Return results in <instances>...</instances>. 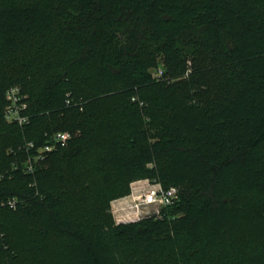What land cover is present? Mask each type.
Instances as JSON below:
<instances>
[{
    "label": "trees",
    "instance_id": "1",
    "mask_svg": "<svg viewBox=\"0 0 264 264\" xmlns=\"http://www.w3.org/2000/svg\"><path fill=\"white\" fill-rule=\"evenodd\" d=\"M26 1L0 0V120L6 91L19 86L30 121L7 123L1 136L73 137L34 175L13 171L27 157L21 143L4 155L0 202L19 205L0 207V264H61L55 251L62 264H122L117 249L171 243L185 262L238 250L246 264H264V0ZM39 45L46 76L26 97L31 77L9 70ZM160 59L167 79L151 72ZM90 149L115 198L151 178L176 187L178 200L128 224L90 220L49 165Z\"/></svg>",
    "mask_w": 264,
    "mask_h": 264
},
{
    "label": "rangeland",
    "instance_id": "2",
    "mask_svg": "<svg viewBox=\"0 0 264 264\" xmlns=\"http://www.w3.org/2000/svg\"><path fill=\"white\" fill-rule=\"evenodd\" d=\"M22 2L27 3L26 0H22ZM57 47L59 48V46ZM46 51L48 52L45 46L39 45L36 50L27 54V60L25 62L10 66V74L17 77L24 75H29L31 77V84L26 90V97L29 95L34 96L37 93L36 91L39 88V84L45 79L46 74L43 71H38L39 65L41 66L38 58L40 56H45L47 54ZM159 69L166 71L162 59L159 60L158 66L151 71L153 76H156V71ZM5 74V70H3V72L0 73V77L5 76ZM161 79H167L166 75ZM0 107L2 108L1 104ZM5 121L7 120L5 119ZM7 123L10 124L9 121L5 123L0 120V164L3 166L5 165L3 157L14 144L21 143L17 145V148L24 147L34 137L32 131H26L22 132L21 135L17 137L18 139L4 140L1 133L8 128L9 125ZM94 159L95 151L92 149L87 150L85 153L72 160L64 159L61 154L52 157L49 163L52 167L54 178L52 183L57 186V179L59 176H62L66 185L70 188L71 192H73L80 212L94 222L104 225L106 228H110L112 223L115 225L132 223V221H130L131 214L136 210L126 205V197L131 194V186L130 193L127 196L115 198L113 192L107 191L102 184H100V175H98L92 167ZM148 180L152 183L157 182V180L151 178H148ZM27 181L30 185L33 184L32 181ZM135 202L141 203L142 198L137 196ZM162 209L161 207H151L146 212L151 215L155 214L159 216ZM12 245L19 250L21 255H24V246L19 244L16 240L12 241ZM181 248V244L171 243L158 253L117 249V256L122 264H246V259L240 255L238 250H230L227 253L206 250L203 252L200 259L193 262H185L178 256V251ZM43 251L45 255L50 254L45 248ZM61 256V253L56 251L53 252L54 260L62 264L64 258Z\"/></svg>",
    "mask_w": 264,
    "mask_h": 264
},
{
    "label": "built area",
    "instance_id": "3",
    "mask_svg": "<svg viewBox=\"0 0 264 264\" xmlns=\"http://www.w3.org/2000/svg\"><path fill=\"white\" fill-rule=\"evenodd\" d=\"M165 72L162 69L156 71V77L163 78ZM6 108L4 117L11 124H16L21 127L29 123L30 118L26 114L28 105L21 87L14 86L9 88L5 94ZM72 134L70 132H57L48 135L46 142L43 145H37L34 142L26 144L20 150L27 154L26 160L21 164V167L15 165L13 171L22 170L26 175H34L39 166H41L49 156L60 149L68 147ZM140 196L141 203H136L135 198ZM179 198V190L176 187L164 188L160 182L152 183L148 179L135 181L131 185V194L126 197V205L133 208L130 221L136 222L145 217L151 216L146 211L151 207H167L175 204ZM19 201L17 199H7L0 202V207H6L11 210L18 208ZM154 215V214H153Z\"/></svg>",
    "mask_w": 264,
    "mask_h": 264
}]
</instances>
